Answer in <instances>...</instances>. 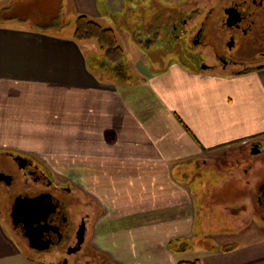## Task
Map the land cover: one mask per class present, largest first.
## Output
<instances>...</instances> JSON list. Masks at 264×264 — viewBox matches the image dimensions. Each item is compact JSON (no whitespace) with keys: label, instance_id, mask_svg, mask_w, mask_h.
Returning a JSON list of instances; mask_svg holds the SVG:
<instances>
[{"label":"crops","instance_id":"0c3cea01","mask_svg":"<svg viewBox=\"0 0 264 264\" xmlns=\"http://www.w3.org/2000/svg\"><path fill=\"white\" fill-rule=\"evenodd\" d=\"M132 2L0 0V150L65 148L67 177L89 204L90 239L113 264H264V238L223 251L218 232H203L209 244L199 236L217 225L208 211L233 188L218 185L212 161L264 137V68L162 69L152 54L162 46H139L144 80L133 84L124 68L129 79L115 81L98 44L77 41L71 24L80 15L104 27L129 20ZM0 264H42L1 214Z\"/></svg>","mask_w":264,"mask_h":264},{"label":"flooded vegetation","instance_id":"af4514ba","mask_svg":"<svg viewBox=\"0 0 264 264\" xmlns=\"http://www.w3.org/2000/svg\"><path fill=\"white\" fill-rule=\"evenodd\" d=\"M210 1L209 10L197 7L170 17L163 44L153 43L151 36L139 38L144 31L137 17L135 44L177 47L176 60L192 71L241 74L263 68L264 0ZM108 68L117 78L126 74L119 61ZM257 143L253 151L261 150L262 141ZM63 179L29 155L1 153L2 218L23 250L42 264H113L90 239L91 212L83 189Z\"/></svg>","mask_w":264,"mask_h":264},{"label":"rangeland","instance_id":"374dc122","mask_svg":"<svg viewBox=\"0 0 264 264\" xmlns=\"http://www.w3.org/2000/svg\"><path fill=\"white\" fill-rule=\"evenodd\" d=\"M132 1L133 10L129 12L128 18L133 23L132 25L127 24L129 23V20L126 19H120L119 22H117L118 20L115 21V19L108 20L109 22H105L103 20L101 21L104 23V25H107L106 27H111L112 30H114L117 42L122 47L125 54L124 59H120L118 61L122 64L123 70L124 68L129 70L131 77H133V80H131V82L136 85L141 83V81L144 79L141 75L142 72L136 68L138 61L135 58V53L138 56V60L142 59L143 63H140V65L147 63L146 55L142 52L143 50L135 44L136 42L134 39V35L132 36V33H134L133 28H135L136 18L140 17V28L142 27L141 29L144 31V33L141 34L139 38L146 40V37L151 36V40L153 41V43L163 44L167 42L165 38L164 26L168 24V21L171 22V19H169L170 17L177 16L176 13L178 12L187 13L197 7H200L202 12H204L206 10H209V8L211 7V1ZM106 11L108 10H103V13H105ZM74 26H76L75 19L72 20L71 24L72 28H74ZM150 26L153 27L151 30H149ZM152 33H155V36L154 34L152 36ZM84 42H96L98 44V48H100L99 52L102 57H104L105 62L108 64V67L113 66L115 64H112V62L109 63L107 61L105 51L101 49L100 44L96 40ZM157 47L160 46H155V48ZM161 48L164 49V51H161L162 49H160L159 52L153 51L152 54L154 59L157 60L156 63H158V61L161 63L162 69L167 65L179 63L178 60H180V58L177 56L179 53L177 47L175 48L174 46H162ZM202 54L204 55V53ZM176 58H178V60H176ZM148 59L150 60V58ZM205 60H210L209 55L205 57ZM108 67L105 69L107 71H110L109 75H114V73H112ZM151 68L152 67H150V72L152 73ZM153 69L157 70V68ZM193 71L200 70L193 69ZM128 77L129 76L125 74L124 76H119L117 79L115 78V81L120 79H129ZM124 84H127V82H125ZM255 140L257 141L253 142L252 146L250 145L251 141H249L248 143L246 142L244 144L234 147L230 151L224 153L222 156L219 155L216 161L215 158L214 161H212V167L210 168V170L219 174L217 179L219 183L218 185L221 187L223 186L222 184L227 181V188H229L230 186H233V188L232 191H230V194L228 193V195L225 196L224 194H220L218 196L216 205L217 209H215V206L213 205L212 210L208 211L209 219L216 218L218 223L215 226L202 228L203 231L199 236H201L200 241L203 245L210 243L205 234L203 233L205 230L218 232L215 238L217 241V245L221 247V250L223 251L226 247H231L232 245H245L252 240L264 238V188H262V186L264 187V146L261 150H257L261 152L260 154H254L252 152L255 146L259 144L257 143L259 142L258 140L263 141L264 137H258L252 141ZM5 151L9 152V150ZM5 151L0 150V154L5 153ZM16 151L29 155L35 160L41 162L42 164L47 166L49 170L56 173L59 177H62V179L67 178L63 180H70L67 177V167L64 164L65 162H67L65 157V148L62 147L58 150L51 151L57 157L52 156V154L49 153L50 151H45L47 152L45 153L47 156L44 154H33V152H22L21 150H15L14 152ZM57 152L61 153L57 154ZM51 156L53 158H56L57 162H54L53 160L49 159ZM248 167L250 171L247 174H242L243 172L241 169L246 168L248 170ZM200 241L198 243H200ZM190 256L198 257L199 254H195V252H193L189 255V257Z\"/></svg>","mask_w":264,"mask_h":264},{"label":"trees","instance_id":"16d2710c","mask_svg":"<svg viewBox=\"0 0 264 264\" xmlns=\"http://www.w3.org/2000/svg\"><path fill=\"white\" fill-rule=\"evenodd\" d=\"M74 38L79 42L96 40L107 56V61L115 63L124 59V51L118 44L114 30L106 28L86 15L76 18ZM237 245L226 247L224 251L235 249ZM182 264H201L199 260L182 262Z\"/></svg>","mask_w":264,"mask_h":264}]
</instances>
